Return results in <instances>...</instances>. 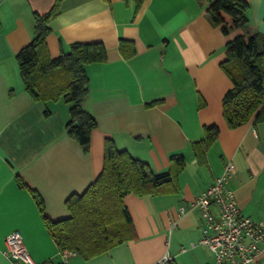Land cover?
Listing matches in <instances>:
<instances>
[{"label": "crops", "instance_id": "1", "mask_svg": "<svg viewBox=\"0 0 264 264\" xmlns=\"http://www.w3.org/2000/svg\"><path fill=\"white\" fill-rule=\"evenodd\" d=\"M56 1L0 2V264H20L6 253L13 232L23 236L33 264H157L167 253L173 264H215L199 244L200 213L179 209L232 161L228 188L241 214L264 224V122L229 128L223 98L234 84L222 68L230 41L264 34V0H246L249 24L229 35L208 19L215 0H60L49 25L50 56L77 42L107 48L105 62L86 66L85 109L97 121L89 153L67 133L69 104L35 101L20 75L17 55L35 38V14H47ZM122 41L129 43L123 49ZM211 126L219 128L218 140L196 151ZM107 140L156 173L171 172L178 155L184 169L156 196L125 198L132 240L88 261L76 252L65 259L47 223L68 219L67 201L100 176ZM257 264H264V250Z\"/></svg>", "mask_w": 264, "mask_h": 264}, {"label": "trees", "instance_id": "2", "mask_svg": "<svg viewBox=\"0 0 264 264\" xmlns=\"http://www.w3.org/2000/svg\"><path fill=\"white\" fill-rule=\"evenodd\" d=\"M137 1L140 6L142 0ZM59 7L60 0H57L47 14H35V38L20 51L17 61L26 90L35 101H64L71 105L67 133L81 144L85 153H89L97 121L85 109L89 92L86 66L105 62L107 48L100 42H77L69 51L52 58L47 37L51 33L50 23L60 13ZM250 8L246 0H215L207 15L213 26L229 35L249 24ZM128 44L122 41L121 48ZM222 68L234 84L223 98V115L229 128L237 129L252 121L263 123L264 34L247 33L230 41ZM219 133L217 126L208 127L204 141L196 145L195 150L207 151L218 140ZM172 162L171 172L156 173L147 163L118 150L112 140H107L100 176L83 195H75L67 201L71 213L68 219L47 223L61 252H76L88 261L132 240L135 229L125 198L161 193L175 181L174 171L179 173L184 169L182 155L173 156Z\"/></svg>", "mask_w": 264, "mask_h": 264}, {"label": "built area", "instance_id": "3", "mask_svg": "<svg viewBox=\"0 0 264 264\" xmlns=\"http://www.w3.org/2000/svg\"><path fill=\"white\" fill-rule=\"evenodd\" d=\"M235 173V164L229 161L223 174L189 208L181 207L179 212L182 215L193 210L200 213L202 237L199 244L209 249L215 264H257L264 250V224L241 214L237 197L228 188ZM182 252L187 249L183 248ZM6 253L20 264H33L19 232L6 237ZM73 254L75 252L65 251L63 255L67 259ZM173 260L167 253L157 264H171Z\"/></svg>", "mask_w": 264, "mask_h": 264}, {"label": "rangeland", "instance_id": "4", "mask_svg": "<svg viewBox=\"0 0 264 264\" xmlns=\"http://www.w3.org/2000/svg\"><path fill=\"white\" fill-rule=\"evenodd\" d=\"M71 107V105H69V108ZM205 247V246H204ZM207 248V247H206Z\"/></svg>", "mask_w": 264, "mask_h": 264}]
</instances>
